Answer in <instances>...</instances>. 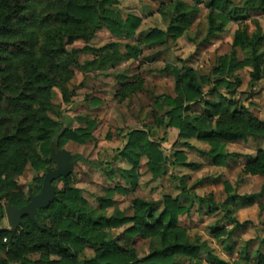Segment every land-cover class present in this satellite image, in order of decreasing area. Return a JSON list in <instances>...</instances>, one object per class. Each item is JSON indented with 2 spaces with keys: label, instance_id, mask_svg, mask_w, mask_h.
I'll return each instance as SVG.
<instances>
[{
  "label": "trees",
  "instance_id": "trees-1",
  "mask_svg": "<svg viewBox=\"0 0 264 264\" xmlns=\"http://www.w3.org/2000/svg\"><path fill=\"white\" fill-rule=\"evenodd\" d=\"M113 2L0 0V220L4 215L3 202L18 209L28 203L17 188L12 190L11 187L14 178L22 175L29 164L35 170L47 172L53 166L51 150H62L70 142L85 145L90 141L93 122L82 120L85 128L72 129L66 119H52L55 108L52 98L54 89H59L64 102H68L66 85L73 79L74 69L90 72L101 68L108 60L113 64L117 60L116 44L69 51L73 43L89 44L102 27L120 38L135 36L141 20L131 15L121 19L107 9ZM204 6L208 10V38L223 33L229 23L244 21L249 12H264V0H245L242 5L235 0H208ZM170 7H173L172 12L166 8L160 11L163 18H169L166 31L151 30L142 39L143 44L161 45L167 38L175 41L189 29L198 6L176 1ZM263 43L264 34L259 25L252 34L239 29L234 34L230 55L219 59L211 76H198L189 68L172 69L175 97L157 99L156 112L162 113L156 118L157 125L165 130H176L178 139L187 147L191 140L207 144L209 151L203 155L215 166L221 165L226 157V143L249 139L264 141V122L228 97L237 86V71L251 69L249 85L252 88L263 78ZM126 50L127 58L138 53L129 46ZM237 50L244 54L241 60L237 59ZM79 54H89L93 60L80 64ZM136 83L137 89H141L139 77L134 78V83L120 86L117 94L120 100L136 90L132 89ZM205 87L209 88L207 93ZM195 108H201L202 113L194 114ZM56 116L61 118L59 114ZM163 142L165 139H153L150 128L126 133L125 144L116 153L131 166L124 179H131L133 187L141 159L146 160V167L154 178L163 175L165 166L170 163L161 150ZM173 157V165L191 166L181 151ZM49 164L51 167L46 168ZM101 167L110 170L108 163ZM243 174L264 178V148H259L244 165ZM42 181L43 178L34 181L32 194L39 193ZM58 184H62L61 189L57 188ZM72 184L71 175L53 183L57 199L47 209L38 211L36 222L24 218V226L16 231L0 228V253L5 255L0 264H32L28 259L31 255L57 259L49 264H176V258L193 260L203 249L184 238L179 218L189 210L170 197H164L161 211L152 203L136 199L132 202V216L115 213L107 217L105 211L112 206V196L115 193L126 195L130 189L116 186L107 190L105 197L99 199V209L95 210ZM225 186L228 190V185ZM119 228L124 231L119 237H113V232ZM221 234L215 231L216 237ZM137 236L157 238L161 248L139 259L129 247L130 239ZM84 249L93 250L94 255L79 260ZM208 258L212 264H229L211 254ZM189 264L200 262L190 261Z\"/></svg>",
  "mask_w": 264,
  "mask_h": 264
},
{
  "label": "rangeland",
  "instance_id": "rangeland-1",
  "mask_svg": "<svg viewBox=\"0 0 264 264\" xmlns=\"http://www.w3.org/2000/svg\"><path fill=\"white\" fill-rule=\"evenodd\" d=\"M176 1L198 6L189 29L175 41L167 38L161 45L143 44L142 39L151 30L166 31L169 18H163L160 11L166 8L172 12L173 7L170 6ZM205 1L208 0H114L107 7L109 11L123 20L128 15L141 20L135 36L120 38L102 27L89 44L77 41L68 47L71 51L86 46L100 49L116 44L117 60L114 64L108 60L104 66L90 72L74 69V77L66 85L68 102H64L61 90L54 89L52 103L55 108L51 118L56 121L66 119L72 129L85 128L82 120L93 122L90 141L85 145L70 142L63 148L74 161L72 186L79 190L81 198L90 208L98 210L99 199L116 186L130 189V192L112 196V206L105 211L107 217L115 213L132 216V202L136 199L152 203L161 211L164 197H170L189 210L179 218L184 238L191 244L203 246L193 260L178 257L176 264H189L196 260L200 264H212L209 254L229 264H263L264 178L243 174V167L259 148H264V141L249 139L226 143V157L221 165L215 166L203 155L209 151L207 144L191 140L190 147H187L178 139L176 130H165L156 123V118L162 114L156 112L157 99L175 97L172 69L182 71L189 68L198 76H211L219 59L230 55L237 30L245 29L252 34L259 25L264 34V12L255 11L249 12L244 21L229 23L223 33L208 38ZM235 1L242 5L245 0ZM127 46L137 49L138 53L133 58H127ZM108 53L112 52L109 50ZM243 57L244 54L237 50V59ZM91 60L93 56L79 54L80 64ZM250 72V68H245L235 73L238 83L228 97L264 122V74L252 88L249 85ZM135 77L142 80L141 89H137L136 83L132 87L136 90L129 92L125 100H120L117 96L120 86L134 83ZM208 89L205 87L204 92L207 93ZM193 113L201 114L202 110L195 108ZM144 128L151 129L154 140L165 139L161 150L170 163L165 166L162 176L154 178L146 167V160L141 159L135 171L136 183L133 187L131 179H124L131 166L117 155L116 150L123 148L128 131ZM178 151L184 154L186 163L191 166L172 164L173 155ZM104 163L109 164L110 170L101 167ZM50 167L49 164L46 168ZM54 168L53 165L50 169ZM45 173V169L35 170L29 164L22 175L14 178L11 188H17L28 200V191L35 190L34 181L42 179ZM57 188L61 189L62 184H58ZM2 206L4 215L0 228L9 231L5 219L7 203L3 202ZM123 231L124 228L116 229L113 237H119ZM215 231L223 234L216 237ZM129 242V247L139 259L161 248L157 238L142 239L137 236ZM93 255V250L84 249L79 260ZM4 258L5 255L0 253V259ZM28 259L32 264L57 261L54 257L40 255H31Z\"/></svg>",
  "mask_w": 264,
  "mask_h": 264
},
{
  "label": "water",
  "instance_id": "water-1",
  "mask_svg": "<svg viewBox=\"0 0 264 264\" xmlns=\"http://www.w3.org/2000/svg\"><path fill=\"white\" fill-rule=\"evenodd\" d=\"M50 159L55 168L48 170L44 175L39 193L34 195L29 190L28 203L24 207L18 209L8 206L5 209L9 231L24 226V218L36 222L38 211L47 209L57 199L53 183L59 179H66L73 173L74 161L66 150H51Z\"/></svg>",
  "mask_w": 264,
  "mask_h": 264
}]
</instances>
